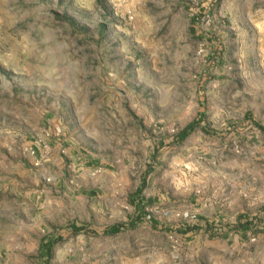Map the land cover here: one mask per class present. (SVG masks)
Listing matches in <instances>:
<instances>
[{
  "label": "rangeland",
  "instance_id": "rangeland-1",
  "mask_svg": "<svg viewBox=\"0 0 264 264\" xmlns=\"http://www.w3.org/2000/svg\"><path fill=\"white\" fill-rule=\"evenodd\" d=\"M197 2L0 0V264L37 263L35 243L46 233L32 224L38 207L20 199L32 168L33 189L52 201L51 218L64 211L92 221L78 234L60 229L51 264H264V231L209 238L174 229L203 206L233 219L264 205V131L245 118L264 126V5L219 0L205 15L202 31L223 48L210 67V48L190 32ZM201 101L213 132L197 127L153 161L154 143L195 117ZM47 103L70 131L59 138L112 156L109 167L67 170V180L71 172L77 180L68 188L40 177L61 168L32 167L21 142L45 137ZM103 171L117 180L94 183ZM141 179L159 226L146 215L103 234L106 223L133 212L129 196Z\"/></svg>",
  "mask_w": 264,
  "mask_h": 264
},
{
  "label": "trees",
  "instance_id": "trees-1",
  "mask_svg": "<svg viewBox=\"0 0 264 264\" xmlns=\"http://www.w3.org/2000/svg\"><path fill=\"white\" fill-rule=\"evenodd\" d=\"M219 0H198L197 4L192 10L190 17V32L193 37L203 40L207 47L210 48L207 55V64L210 67H214L221 62L223 48L221 47L220 41L216 36L213 35L211 31H202L200 27L201 20L205 15L212 13L216 7ZM200 108L198 109L195 117L189 120L183 127L178 131L172 133L167 141L166 139H160L154 143L153 150L150 154L151 159L154 161L160 153V149L165 144H176L184 140L190 132L194 131L197 127L202 129L204 132H213L205 125V111L203 108V103L201 101ZM245 118L252 120L254 124L261 130L264 131V126L252 119L250 114L247 113ZM150 167V165H149ZM150 168L147 170V172ZM146 186V179H141L136 189L130 194L129 201L133 204L134 210L131 214H128L126 220L122 222H115L107 225L102 229L103 234H114L121 230L130 229L137 225L143 217L148 216L150 223L153 226H159L158 222L154 217L149 215L146 207L151 203L150 197H145L143 195V188ZM162 228L166 230H171L172 227L164 224H160ZM60 229H64L70 234H76L86 230V225L75 224L74 222H69L68 224L58 227L55 229L53 235L44 236L39 244L37 253V263L36 264H51L50 256L54 245L61 240L63 236L60 233ZM174 229L180 233L194 234V233H204L209 238L214 237H227L230 233H239L245 235L248 232L256 234L258 232L264 231V205L261 206L254 213L238 212L233 219H226L222 214H216L209 218L203 215H196L195 219L191 222H182L176 224Z\"/></svg>",
  "mask_w": 264,
  "mask_h": 264
},
{
  "label": "crops",
  "instance_id": "crops-1",
  "mask_svg": "<svg viewBox=\"0 0 264 264\" xmlns=\"http://www.w3.org/2000/svg\"><path fill=\"white\" fill-rule=\"evenodd\" d=\"M258 1H259L258 4L264 5V0H258ZM43 101L45 102L46 100ZM45 107L46 109L44 113H42V115L45 118L43 122L44 127L42 129L40 128L41 129L40 131L45 134V137L42 136L40 139H37L35 140V142H33V139L26 140L25 136H23L22 137L23 142H21V145L24 146V150L26 151V154L29 156L28 160L32 167H33V163L36 165L40 164L41 167H44V165L50 167L51 164H56L57 166L58 165L60 166L59 168H61V170L59 169L60 171H55L54 175L51 176L48 175V177H46L45 174H42L40 175L41 178L47 179L51 177L53 179L54 185L56 186L64 185L66 186V188H68L70 187V185H68L67 181L72 182L77 180L74 177L75 175L71 174L74 172L68 173L69 180H67L65 176L67 170L74 171L76 169H81L85 171L87 168H92V165L109 167L110 162L108 160H110L112 156L96 154L90 148L85 149L84 147L76 146L72 142H70L71 139L69 138L68 140L66 136H62L61 138H59L60 133L65 134V133H69L70 131L69 129L68 130L65 129L64 123L57 120L59 118H56L57 112L54 109L53 104L47 103L45 104ZM22 123H25L26 127L33 128V126H30L31 123L29 121V117H23ZM49 141H51V143ZM65 165H67V169L64 168ZM46 172H49V169L48 171L45 170V173ZM36 173H37L36 171H34L33 173V168H32L28 180L29 185L22 186L20 191L22 192L20 193L22 195L20 199L26 201L32 207L34 205V208L38 207V210L36 212L34 211V216L32 219L33 225H42L41 230L42 231L45 230L46 235L54 234V229L56 227L55 225H60L58 227H61L68 224L69 222H74L75 224L92 225V221L89 215L86 216L80 215L74 218L75 214H70L69 212L63 211L61 215H57L56 220L54 219L55 217L51 218V216L53 215L51 211L52 207H50V202L52 201H50V197L47 195L48 194L47 190L41 189L38 191L36 189H33V174L36 177L38 176V174ZM80 175L84 179L90 177L84 172L83 173L81 172ZM110 175H111L110 173H106L105 171H103L102 175H99L94 178V183L102 182L103 178H107V177L110 179L112 178L114 181L117 180V177ZM63 190L69 192L68 189H63ZM64 194L68 197L71 196L69 195V193L67 194L66 192ZM38 203L39 205L37 206ZM111 205L112 204L109 202V206ZM214 213H215V207L211 205V207L209 208L204 206L201 207L199 212L197 211L196 215L200 214L211 218L215 215ZM112 223L115 222H108L106 223V225ZM43 237L44 236L40 237L39 241L35 243L37 253H38L40 241Z\"/></svg>",
  "mask_w": 264,
  "mask_h": 264
},
{
  "label": "built area",
  "instance_id": "built-area-1",
  "mask_svg": "<svg viewBox=\"0 0 264 264\" xmlns=\"http://www.w3.org/2000/svg\"><path fill=\"white\" fill-rule=\"evenodd\" d=\"M131 17V16H130ZM48 179V178H47Z\"/></svg>",
  "mask_w": 264,
  "mask_h": 264
}]
</instances>
